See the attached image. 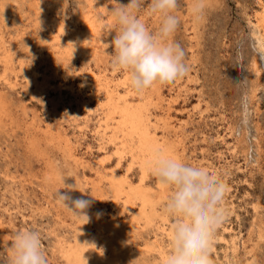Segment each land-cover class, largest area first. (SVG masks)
<instances>
[{
    "label": "rangeland",
    "instance_id": "obj_1",
    "mask_svg": "<svg viewBox=\"0 0 264 264\" xmlns=\"http://www.w3.org/2000/svg\"><path fill=\"white\" fill-rule=\"evenodd\" d=\"M40 1L0 0L5 45L13 47L14 56H22L25 65H35L37 80L45 72L47 53L38 48L31 60L32 53L28 55L15 42L22 33L35 31L39 37L63 42L65 37L58 30L62 26L67 29V42L69 37L78 42L73 34L82 30L81 19L92 13L100 24L94 39L96 57L72 53L67 70L55 65V74L43 89L27 83L16 60L12 72L0 65V74L5 71L14 85L0 83L8 110L0 127V264H9V243L22 229L39 231L49 264H66L60 247L75 243L78 221L54 198L58 189L67 192L61 177L66 185L79 186L100 217H114L125 227L129 242L119 264H162L163 254L173 243V237L161 232L162 228L172 232V221L162 211L166 191L162 188L163 198L158 197L159 183L147 162L143 173L140 159L127 151L117 155L122 149L117 141H108L110 130L102 123L106 95L97 79L122 95L128 87L124 85L127 75L112 67V49L105 44L115 35H108L113 28L107 10L111 0H102L101 7V0H56L47 26L38 23L27 8ZM149 4L146 0L140 16L155 29L160 17L147 12ZM191 4L192 0H178L174 14L180 23L173 37L186 52L189 71L175 82L144 90V99H135L134 105H145L142 111L151 132L171 152L208 159L223 175L229 211L214 237V264H264V57L257 55L262 52L259 43L264 44V0H203L200 18L192 13ZM59 85L64 86L61 95L67 112L60 106L55 111L48 102V95L53 96ZM46 129L60 137L61 145L57 140L46 142ZM32 138L44 156L34 153L37 145L30 143ZM68 149L81 159L79 164L68 158ZM96 172L102 177L127 176L133 188H150L156 212L153 221L144 223L137 200L125 204L120 197L115 201L107 180L102 179L101 191L95 190Z\"/></svg>",
    "mask_w": 264,
    "mask_h": 264
},
{
    "label": "clouds",
    "instance_id": "obj_2",
    "mask_svg": "<svg viewBox=\"0 0 264 264\" xmlns=\"http://www.w3.org/2000/svg\"><path fill=\"white\" fill-rule=\"evenodd\" d=\"M178 0H150L147 12L160 17L155 29L149 28L140 16L146 0H111L113 28L108 35H115L105 43L111 48L112 67L127 75L129 87L136 92L154 84H168L184 77L189 71L184 48L175 41L174 33L179 18L174 14ZM192 13H203V0H192ZM264 57V52H257ZM148 167L157 182L166 191L163 214L172 221L173 243L162 257V264H214L211 250L219 225L225 220L228 185L208 159L198 156H180L164 148L155 149L148 160ZM54 198L73 216L90 217L87 209L92 201L72 199L69 193L78 190L66 185ZM97 217L101 213L96 214ZM9 264H49L39 231L18 230L8 246Z\"/></svg>",
    "mask_w": 264,
    "mask_h": 264
},
{
    "label": "bare ground",
    "instance_id": "obj_3",
    "mask_svg": "<svg viewBox=\"0 0 264 264\" xmlns=\"http://www.w3.org/2000/svg\"><path fill=\"white\" fill-rule=\"evenodd\" d=\"M55 2L56 0H43L39 3L32 2L27 5V8L30 13L32 12L35 20L45 26L51 20V12ZM103 3L104 2L101 0L98 3V7H101ZM92 7H94L93 4L91 5V8ZM81 23L83 26L82 30L73 34L76 36L78 42H72L70 37L68 41L71 42H67V29H64L62 26H58V30L65 37L63 42H56L58 39L52 38L51 36L39 37L35 34V31L29 33L25 32L17 36L18 38L15 39V42L22 44L23 47L28 50V55L30 54L29 51L32 53L29 55L31 60L35 58L34 51L38 48L46 51L47 59H45L44 62H46L47 65L44 68L45 72H43L40 82L37 80L38 72L36 71L35 65L33 63L25 65L22 56H14L15 50L13 47L9 46L7 48L5 40L2 38V31L0 32V65H3L5 71L12 72L14 71L16 60L20 67V71L25 74L27 83H33L34 87L43 89L45 86L49 85L50 78L54 76L56 71L55 65L57 66L59 63L63 69L67 70V58L72 53L80 55L91 53L92 57H96V54H94L95 52H93L96 43L94 39L99 36L100 24L97 23L92 13L85 15L81 19ZM259 45L262 52H264V44L260 42ZM4 72L0 74V83L7 84L10 88L13 87L14 85L9 81L8 76ZM101 82L100 79H97V83H100L99 89L103 90L106 95V117L102 120V123H104L103 126L106 128V131L110 130V138L108 141L113 144H116L117 141V144L120 145L122 149L121 151L117 150V155L120 157L127 151L132 157L140 159L141 169H143V173H145V170H147L145 167L146 162H148L151 153L155 149L164 148L171 151V148L164 143V140L162 141L155 133L151 132L149 118L142 111L145 105H134L135 99H144L143 91L136 92L130 88L127 76L124 82V85L128 86L125 95H122L116 87H111L108 83ZM63 87V85H59L53 96L48 95V102L55 111L60 106L62 110L67 112L61 95V89ZM136 96L137 98H135ZM7 116L8 110L4 92L0 90V127ZM100 127L102 128V126ZM48 130L49 129L45 131L42 130L44 133L47 132L45 134L46 142L52 143L57 140V144L61 145L59 141L60 137ZM103 131H105V129ZM30 143H32L33 146L37 145L34 147V153L41 157L44 156V152H42V149L39 147L37 139L32 138ZM65 143H68L67 140H65ZM67 145L68 144H65V146ZM68 158L75 164H79L81 161L71 149H68ZM48 167L51 171L54 169L51 164ZM46 173H48V171ZM106 175V177H102L103 175H101V173H97L99 180L94 183L95 185L93 188L97 191H101V183L103 180H107L109 184L108 189L112 193L114 200L117 201L118 198L124 197L125 204H128L133 199L137 200L139 202L140 217L144 220L146 225H149L156 215L151 189L146 188V190H144L138 187L133 188L128 182L127 176L121 178L115 173ZM44 180H47L49 183L53 181L49 178H45ZM74 185L78 190L69 193L71 198L86 199L81 189H79V186L76 184ZM158 188L161 192L162 188L160 185ZM158 197L163 198V193L161 192ZM86 211L90 217L88 222L86 217H76L78 225L76 227L77 237L75 238V243H64L60 247L62 257L65 259L66 264H119V257L125 250L126 243L129 242L125 227L118 224L114 217L109 219L105 216L97 217V210L95 211L92 209L91 205ZM170 230L166 232L165 228H162L161 232L172 238L173 234Z\"/></svg>",
    "mask_w": 264,
    "mask_h": 264
}]
</instances>
